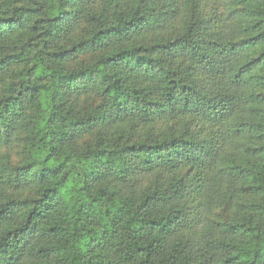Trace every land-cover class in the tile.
Instances as JSON below:
<instances>
[{"label":"trees","instance_id":"obj_1","mask_svg":"<svg viewBox=\"0 0 264 264\" xmlns=\"http://www.w3.org/2000/svg\"><path fill=\"white\" fill-rule=\"evenodd\" d=\"M0 264H264V0H0Z\"/></svg>","mask_w":264,"mask_h":264}]
</instances>
